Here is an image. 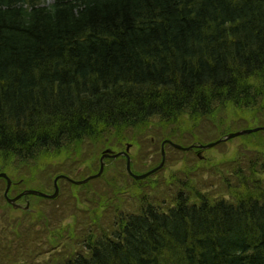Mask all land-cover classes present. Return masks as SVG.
<instances>
[{"label": "trees", "instance_id": "trees-1", "mask_svg": "<svg viewBox=\"0 0 264 264\" xmlns=\"http://www.w3.org/2000/svg\"><path fill=\"white\" fill-rule=\"evenodd\" d=\"M237 124L264 128V0H0L9 198L52 194L55 177L83 180L129 144L143 174L159 165L135 171L144 143L203 145ZM197 152L140 181L124 157L105 159L111 172L60 179L58 196L34 197L30 211L12 209L0 179V264L44 246L61 248L44 264H264V131L230 157Z\"/></svg>", "mask_w": 264, "mask_h": 264}, {"label": "rangeland", "instance_id": "rangeland-1", "mask_svg": "<svg viewBox=\"0 0 264 264\" xmlns=\"http://www.w3.org/2000/svg\"><path fill=\"white\" fill-rule=\"evenodd\" d=\"M42 1H44V4H46V5L50 4L52 2V0H42ZM248 126H252L253 127L254 124L253 123H249ZM241 127L242 126L240 124H237V126H235V127H232V126L227 127V128H225L224 133L228 134V133H232V132L241 130L240 129ZM252 129H254V128H252ZM210 133H212V132H210ZM146 138H145V140H146ZM213 140H214V138L212 136H206L204 142L205 143H209V142H211ZM151 141H152V143H151L152 145H150L151 148H149V144L148 143H144V147L141 146L142 147V152H141L142 164L139 165V166L136 165L137 169L135 171L144 172L146 170H149V169L155 167L158 163H160L161 157H159V154H160V151H161V149H160L161 146L154 139H152ZM239 143H240V137L231 139V140H229L227 142H224V143H221V144H219V145H217V146H215V147H213V148H211V149H209L207 151L202 152L200 157L204 161L219 160V159H222V158L230 157V156H232V153H233L234 149H236L238 147ZM129 145H131V144H129ZM172 149H174V148H172ZM154 150H155V152H153ZM164 151H165V161H164V165L160 169V171H161V177H166L167 178L168 176H171L172 174L174 175V173H176L177 170H179L182 167L183 164L180 163L179 159L181 158V155H182L180 153H183V152L177 150L179 153H173V152H170L168 148L165 149ZM133 154L134 155L135 154L138 155V147L136 148L135 146L131 145L130 150H129V157H130V155H133ZM134 155H133V157H134ZM195 158H196V156H195ZM193 159H194V157H193ZM94 164L96 165V162ZM97 165H98V160H97ZM79 169H82V166H80ZM109 169H111V167L108 166L106 168V170L104 169V171L111 172V170H109ZM79 172H85V171L79 170ZM1 185L5 186V183L2 182ZM45 186H46V184H45ZM26 188H27L26 190H28V189L35 190V189H33V187H30V186H29V188L28 187H26ZM49 188L50 187H47V189H49ZM79 190H80V188H79ZM51 193H52V191H51ZM0 195H2V192L0 193ZM64 200H65L64 197L59 198L57 200V203L59 204V203L63 202ZM29 202H30V208L34 209V203L36 202V199L34 197H30L29 198ZM20 203H22V199H21ZM44 205H46V206L48 205L50 208H51V205H52V207H53V204H51L49 202H47V203L45 202ZM43 211H45L44 212V214H45L46 210L44 209ZM10 214L13 217H20L21 216V212H15V213H10ZM5 215L6 214H4V217H6ZM37 218H38V215L34 216L32 221L35 222L37 220ZM68 222H69V220H68ZM43 251H45V252L41 251V254H39L38 250H37L36 253H34L32 259H31V256H28L26 258V261H24V262L22 261L21 258H15L13 260H9L8 264L10 263V261L14 262L15 264H21V263H24V264H44V263H46L49 260V257L51 255H55L56 252L61 251V248L55 249V250H53L51 252H47L48 251V247L44 246L43 247Z\"/></svg>", "mask_w": 264, "mask_h": 264}, {"label": "water", "instance_id": "water-1", "mask_svg": "<svg viewBox=\"0 0 264 264\" xmlns=\"http://www.w3.org/2000/svg\"><path fill=\"white\" fill-rule=\"evenodd\" d=\"M258 131H264V128H254V129H241V130H238L236 132H232V133H228V134H225L224 136H222L220 139L214 141V142H211V143H207V144H197V145H190V146H187V147H184V146H181V145H178L176 143H173L171 141H163L161 143V161L159 163V165L152 169V170H149L148 172L146 173H143V174H134L132 171H131V159L129 157V150H130V147L131 145H126L125 146V149L124 151H120L118 153H114L110 150H105L100 159H99V171L94 174V175H91V176H88L87 178L83 179V180H80V181H75V180H71L70 178L68 177H65V176H57L55 177V179L53 180V186H54V192L52 194H46V193H43L41 191H37V190H32V189H28V190H24L23 192H21L19 195H17L16 197L14 198H9L8 197V191L10 189V187L12 186V182L11 180L7 177L6 174H3L1 173L0 174V179H4L5 182H6V187H5V190H4V193H3V197L5 199V201L12 207V209L14 210H22V211H30V208H29V201L28 200H25V202L23 204L17 202L19 199L21 198H27L29 196H33V197H40V198H43V199H47V200H53L55 199L57 196H58V193H59V189H58V186H57V182L58 180L60 179H64L66 181H68L69 183L73 184V185H76V186H80V185H83V184H86L88 183L89 181L91 180H94V179H97L99 177H101L103 171H104V166H105V163H104V160L105 159H117L119 157H124L125 160H126V163H125V170L127 172V174L134 180L136 181H140V180H143L145 178H147L148 176L154 174L155 172H157L158 170H160L163 165H164V161H165V151H164V145L165 144H168L169 146H171L172 148L176 149V150H179V151H182V152H189V151H192L194 149H196L198 152H197V157L199 159H201L200 155L202 152L204 151H207L221 143H224V142H227L231 139H234V138H237V137H241V136H246V135H250L252 133H255V132H258Z\"/></svg>", "mask_w": 264, "mask_h": 264}, {"label": "flooded vegetation", "instance_id": "flooded-vegetation-1", "mask_svg": "<svg viewBox=\"0 0 264 264\" xmlns=\"http://www.w3.org/2000/svg\"><path fill=\"white\" fill-rule=\"evenodd\" d=\"M14 197H16V196H13V197H11V198H14ZM21 199H22V203L25 202V200H29L28 198H21ZM21 199H19L17 202L20 203V202H21Z\"/></svg>", "mask_w": 264, "mask_h": 264}]
</instances>
